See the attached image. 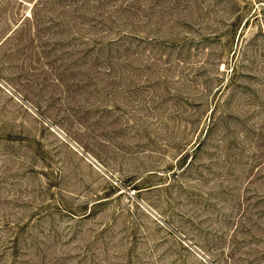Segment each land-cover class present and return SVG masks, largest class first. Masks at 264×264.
<instances>
[{"label": "rangeland", "instance_id": "1", "mask_svg": "<svg viewBox=\"0 0 264 264\" xmlns=\"http://www.w3.org/2000/svg\"><path fill=\"white\" fill-rule=\"evenodd\" d=\"M0 264H264V0H0Z\"/></svg>", "mask_w": 264, "mask_h": 264}]
</instances>
